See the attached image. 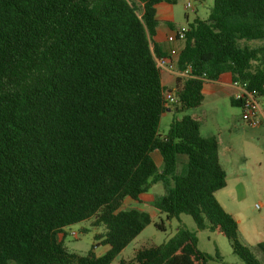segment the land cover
<instances>
[{
	"label": "trees",
	"instance_id": "obj_1",
	"mask_svg": "<svg viewBox=\"0 0 264 264\" xmlns=\"http://www.w3.org/2000/svg\"><path fill=\"white\" fill-rule=\"evenodd\" d=\"M161 3L176 0H0V264H112L152 223L121 206L158 184L154 208L179 227L118 264H207L181 215L226 238L244 264H261L215 198L226 187L217 139L187 112L207 83H245L264 99V0H213L205 20L175 29L184 32L175 70L187 76L175 78L182 117L164 135L170 89L152 43ZM91 219L105 232L86 254L67 251L64 228ZM154 227L164 232L162 220ZM99 246L108 250L96 256ZM256 248L264 264V243Z\"/></svg>",
	"mask_w": 264,
	"mask_h": 264
},
{
	"label": "rangeland",
	"instance_id": "obj_2",
	"mask_svg": "<svg viewBox=\"0 0 264 264\" xmlns=\"http://www.w3.org/2000/svg\"><path fill=\"white\" fill-rule=\"evenodd\" d=\"M190 4L191 9L186 5ZM174 14L182 29L198 17L205 20L212 10L213 0H176ZM187 17L188 25L185 22ZM194 116L201 126L203 136H207L205 130L214 132L227 147L226 156L230 159L227 173L226 187L215 193V198L222 209L231 215L240 229L241 240L253 244L255 240L264 242V125L251 127L244 124L240 116V110L229 105L228 100L220 98L216 104L204 102L203 106L187 112ZM181 114L165 113L159 121L158 134L166 133L169 124L181 118ZM218 134V135H217ZM221 145V148H222ZM230 148V150H228ZM152 158L158 169L161 166L160 156L152 153ZM160 184L153 185L151 189L141 195L139 202L126 199L121 206L122 210L139 208L145 210L152 219L137 238L131 242L114 259L112 264H118L120 260L129 258L133 251L148 246H159L170 238L179 227L176 219L165 221L155 207V198L163 194ZM164 222V232L156 230L154 224ZM181 224L196 234L199 250L209 257L207 264H244L233 253L230 242L219 234L209 231H197V228L189 216H180ZM91 220H86L74 226L64 228L63 242L67 251L78 255L86 254L95 243L94 236L103 234L105 227H94ZM84 230V232H82ZM75 233L76 237H72ZM243 242V241H242ZM247 246V245H246ZM250 251L262 264V254L255 245H251ZM108 248L99 246L95 249V255L100 256Z\"/></svg>",
	"mask_w": 264,
	"mask_h": 264
},
{
	"label": "crops",
	"instance_id": "obj_3",
	"mask_svg": "<svg viewBox=\"0 0 264 264\" xmlns=\"http://www.w3.org/2000/svg\"><path fill=\"white\" fill-rule=\"evenodd\" d=\"M199 1H202V0H199ZM174 5H170V4H167V3H161V4H157L156 7H155V9H156L155 10V19L157 21V27H156L155 36L153 37L152 43L158 48V51H159L160 55L163 56L162 58L167 57L168 54L170 53V51L173 50V49L178 52L179 50H181V48L183 46V43H180V42H175L173 44H170V43H168L166 41V38L172 32H174L175 29L180 28L181 30H185V29H182V27L180 26L179 22L177 21V19L175 17V14H174V11H173L174 10V7H173ZM196 18H198V17H196ZM185 22H186L187 25L189 24L187 22V17H185ZM174 58H175V56L173 57V59ZM178 76H180V75H179V73L176 70H174L172 72L163 73L160 76L161 77L162 86L165 87V88H168L170 90H173L174 85H175V78L178 77ZM235 91L236 90L232 86V84H223V82L207 83L204 86L203 91H202L204 99L202 101L201 107L203 106L204 102H210L212 104H216L220 98L226 99L229 102V100L233 99V94L235 93ZM261 103L264 104V99L261 100ZM233 108H235V107H233ZM238 109L240 110V108H238ZM175 112H176V109H175V107H173L171 109H167V111L165 113H167V114H170V113L175 114ZM191 117L196 119L194 116H191ZM180 119H178V120H180ZM261 125H264V123L261 124ZM199 130H200V135L202 137H204V138H208V137H212V136L216 137L217 142H218L217 143V147H218L219 162L221 164L220 166H221L222 170L225 172L226 179H227V173H226L225 169L229 168V166L231 165L230 164V159L226 156L227 147H224V145H222L221 140L219 139L218 136H216L214 134V132L205 130L204 132L206 133L207 136H203L200 125H199ZM221 145H222V148H221ZM228 150H230V148H228ZM160 160H161V158H160ZM177 161L179 163L177 171H179L181 164L185 163V158L184 157H178ZM135 209L142 210V209H139V208H135ZM142 211H145V210H142ZM239 231H240V229H239ZM58 237L62 238V235L60 234ZM242 241L248 247H250L251 245H255L256 246L258 243L263 242L261 240H255L253 242V244H249L248 242H245L244 240H242ZM134 252L135 251H133V253ZM133 253H132V255H133ZM94 254H95V251H94ZM132 255L129 258H127L126 260H124V261H128L132 257Z\"/></svg>",
	"mask_w": 264,
	"mask_h": 264
},
{
	"label": "built area",
	"instance_id": "obj_4",
	"mask_svg": "<svg viewBox=\"0 0 264 264\" xmlns=\"http://www.w3.org/2000/svg\"><path fill=\"white\" fill-rule=\"evenodd\" d=\"M187 9H191L190 4L186 5ZM184 32L176 30L172 32L167 38L166 41L170 44L175 42H183ZM177 54L176 50H171L167 57L156 59V65L160 74L162 75L165 72H172L175 70V58L173 57ZM179 73V72H178ZM179 77L185 78L187 73H179ZM232 86L235 88V93L233 94V101L239 103L240 116L244 124L251 127H257L264 123V104L261 103V100L258 95L248 90L245 83L234 82ZM176 95L174 90H169L164 95L165 107L167 109L173 108L176 103ZM72 237H76L75 233H71Z\"/></svg>",
	"mask_w": 264,
	"mask_h": 264
}]
</instances>
